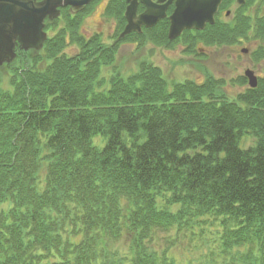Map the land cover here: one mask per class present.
<instances>
[{
  "label": "trees",
  "instance_id": "obj_1",
  "mask_svg": "<svg viewBox=\"0 0 264 264\" xmlns=\"http://www.w3.org/2000/svg\"><path fill=\"white\" fill-rule=\"evenodd\" d=\"M235 15L185 31L187 52L237 43L249 18ZM68 28L0 74V264H175L164 236L196 228L218 231L238 264H264V79L231 97L224 79L169 83L141 61L101 90L119 44ZM167 28L152 41L170 49Z\"/></svg>",
  "mask_w": 264,
  "mask_h": 264
},
{
  "label": "rangeland",
  "instance_id": "obj_2",
  "mask_svg": "<svg viewBox=\"0 0 264 264\" xmlns=\"http://www.w3.org/2000/svg\"><path fill=\"white\" fill-rule=\"evenodd\" d=\"M256 2H260V0H256ZM232 3L233 1H231V4ZM105 8L106 6L103 4H101V6H96L93 13L85 19L81 29L82 32L87 34L98 32L106 37H103V39H107V43H111L113 41L111 36L116 30V22L113 17H107L105 15ZM227 8L233 13H236L239 9L238 6H228ZM242 9L243 8H241V10ZM246 9L247 8H245V12ZM251 11H253L256 17H260L264 13V6H251L250 10L246 13H251ZM223 19L230 20V18ZM256 20L257 25L253 27L255 28L253 31L251 29L250 33L257 35L259 18ZM54 33L55 30L50 32V34ZM263 41L264 38H250L244 44H236L232 47H212L211 45L198 41L192 48V52L194 51L193 53L187 52L188 45H186L183 39L170 49L152 42H146L140 48L136 45L126 43L117 54L115 65L104 69L103 77H101L103 86L99 88L103 90L105 87L109 86L108 78L111 76V73L119 71L126 77L138 69L139 62L145 60L151 61L155 65L161 67L165 76L171 83L183 82L187 79L203 82L207 74L223 78L227 82L230 81V79L236 81L240 78V75L244 74L247 67H251L255 70L258 76L264 77V66L258 65L257 63L251 64L249 59L250 55L240 51V49L245 46H248L251 48V51H253L257 46L264 45ZM66 52L74 55L77 53V49L76 47L70 46L66 49ZM8 80L9 79L6 78L7 82ZM241 91H243V89H239L236 85H232L231 83H228L226 87V92L231 97H235L236 94ZM95 142H99V139L97 138ZM243 142L245 146H249L253 143V140L252 138L246 137ZM212 232L213 231L207 232L204 236L196 237L193 240H191L190 237L183 238V243L180 242L181 244L174 246V248L167 252V255L174 260L175 264H212V258L215 260L214 264H224L229 258L223 256L219 257L216 254L211 257L209 254L210 251L217 252L218 249H220L219 234ZM168 236H172L171 238L175 241L174 233ZM131 237L132 236H130V238ZM130 238L124 237L116 247L121 249L123 253L131 254L132 240ZM148 246L151 247V245Z\"/></svg>",
  "mask_w": 264,
  "mask_h": 264
},
{
  "label": "water",
  "instance_id": "obj_3",
  "mask_svg": "<svg viewBox=\"0 0 264 264\" xmlns=\"http://www.w3.org/2000/svg\"><path fill=\"white\" fill-rule=\"evenodd\" d=\"M90 0H0V69L11 64L19 47L23 51L40 52L47 39L44 30L45 19L51 21L59 16V7L72 5L75 11L81 10ZM126 17L128 25L122 36L127 33L141 29V24L153 26L160 17L165 15V8L174 1L168 0L161 7L162 10L156 14L148 9L137 17L136 1L128 0ZM147 7H156V4H149L148 0H143ZM165 1V0H162ZM176 9L170 17L169 37L171 39L179 37L183 31L198 29L202 30L210 23H215V14L223 0H175ZM243 4L245 0H237ZM251 86L257 85V79L252 71H247Z\"/></svg>",
  "mask_w": 264,
  "mask_h": 264
},
{
  "label": "flooded vegetation",
  "instance_id": "obj_4",
  "mask_svg": "<svg viewBox=\"0 0 264 264\" xmlns=\"http://www.w3.org/2000/svg\"><path fill=\"white\" fill-rule=\"evenodd\" d=\"M136 1V6H137V17L138 15H141L142 13H144L147 9L149 11H151V13H158L162 10L161 7L158 6H163L167 3L168 0L162 1V0H148L149 4H156V7H147V4L143 1V0H135ZM231 1H233V3L231 4ZM101 4H103L104 6H106L105 8V15L107 17H113L115 22H116V30L113 33V35L111 36V38L113 39V41L111 43H107V39L104 40V38H106L105 36H103L102 34L95 32V33H86L88 36L92 37V36H98L99 40L102 43H106L107 45H114L116 44L117 41H119V46H118V52L120 51L121 47L126 44V43H130L132 45H136L139 48L144 45V43H148V42H152L154 43V41H152V36L153 34L159 30L160 26L164 23L165 25L167 24L168 28L167 30H165L166 36L169 38V28H170V17L171 15L174 13L175 9H176V2L172 1L170 2L167 7L165 8V15L160 17L159 20L157 21V23L153 26H147L145 24H141V31H134L131 34H129L128 36H132V37H138L140 35H142L143 33L146 32L145 35V39H139L138 41H125L126 37L124 40H120L119 37L121 35V33L123 32V28H125V26L127 25V19H126V11L128 9V6L131 5V2L128 0H90L86 6L79 12L74 13L73 12V8L72 5H64L62 7H60V16L55 20L54 25L56 26L58 33H65L66 36L69 38L71 35V26H76L78 28V33L79 34H84V32L80 31L81 27L83 26L85 19L90 16L95 7L96 6H101ZM220 10L216 16V21L220 22L222 24H226L228 26H232L233 22H234V18H235V14L233 12H228L230 11L227 7L228 6H243L242 8V15L245 19H247V23H248V30L245 32V36L242 38H239L237 40V43L232 44V43H219V42H214L211 46H233V45H241L244 44L245 42H247L250 38H264V26L262 27V25H258L259 28L262 27V31L263 34L262 35H258L256 36L254 33H250L251 29L252 31L255 29L253 27H255V25H257V20L259 18V20L261 22L264 19V13L262 16H255V14H253V11H251V13H246L248 10H250L251 6H264V0H260V2H256V0H248L246 3L242 4V5H238L236 4L235 0H224V2L220 5ZM245 8L246 12H245ZM224 16V17H223ZM246 16V17H245ZM230 18V20H224L223 18ZM48 18V17H47ZM60 25V26H59ZM62 25V27H61ZM50 26V27H49ZM49 29L48 32H52L53 28L55 26L53 25H49ZM62 28V29H61ZM67 28V29H66ZM62 31V32H61ZM152 32V33H151ZM160 34V33H159ZM164 36V35H162ZM258 41V40H256ZM124 42V43H122ZM179 42V41H178ZM264 42V41H263ZM258 43V42H257ZM164 48H167L165 45H162ZM245 48V49H244ZM168 49V48H167ZM244 49V51H243ZM240 51L242 53H246L250 55V61L251 64L257 63L258 65H262L264 66V45H259L256 47V49H254L253 51H251V48H249L248 46H245L243 48L240 49ZM21 52V51H20ZM19 52V54H20ZM18 53V52H17ZM19 62V61H18ZM251 67H247L246 70L244 71L243 75H240V78L242 77L243 80H245V85H239L234 83L231 79L228 82H231L232 85H236L239 89L242 88H247V84L249 83L248 78L246 77V71L249 70ZM251 70L255 73V70H253L251 68ZM255 75L258 77V80L260 82V80L264 79V77L258 76L256 73ZM216 79H223V78H219L214 76ZM241 78V80H242ZM225 80V79H224ZM205 81V80H204ZM226 81V80H225ZM227 82V81H226Z\"/></svg>",
  "mask_w": 264,
  "mask_h": 264
}]
</instances>
